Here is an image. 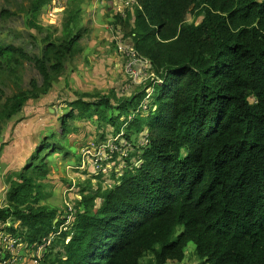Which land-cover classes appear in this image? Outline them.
Here are the masks:
<instances>
[{"label": "trees", "instance_id": "16d2710c", "mask_svg": "<svg viewBox=\"0 0 264 264\" xmlns=\"http://www.w3.org/2000/svg\"><path fill=\"white\" fill-rule=\"evenodd\" d=\"M69 1L64 39L47 40L41 57L0 45V82L25 61L43 79V87L32 80L31 90L8 97L0 117L12 119L47 95L78 53L84 0ZM136 1L111 26L131 42L137 66L150 62L148 81L116 103L110 95L75 99L61 119L62 137L72 132L69 121L95 118L115 138L122 134L128 149L99 157L98 187L91 180L80 190L66 224L68 211L58 219L41 205L35 175L46 164L38 148L0 208V251L14 249L2 257L8 264L24 257L32 264L182 263L189 244L201 264H264V0ZM51 2H32L31 28L41 30L37 16ZM106 142L102 132L97 143ZM44 149L57 152L50 143Z\"/></svg>", "mask_w": 264, "mask_h": 264}, {"label": "rangeland", "instance_id": "374dc122", "mask_svg": "<svg viewBox=\"0 0 264 264\" xmlns=\"http://www.w3.org/2000/svg\"><path fill=\"white\" fill-rule=\"evenodd\" d=\"M33 1L0 0V45H14L22 48L31 57H41L47 40L60 43L64 39L63 31L68 19L70 1L56 0L54 4L52 0L49 5L44 6L37 16L41 30L31 28L28 24L31 18L29 9ZM90 3L91 0H84L82 3L85 9L79 26L82 36L81 51L75 54L72 61L68 59L64 62V71L55 78L50 92L38 100H29L23 111L12 119L0 117V208L7 206L6 194L12 182L17 181L19 174L26 172L24 168L31 162L32 155L38 148L42 149V161L46 164L44 168L46 171L35 175L37 181L43 185V194L46 197L41 205H45L49 210H57L58 219L64 218V211H70L68 205L74 208L79 200L80 190L83 187L87 188L91 180L92 188L98 187L97 181L92 177L96 170L93 166L97 164L98 159L101 160L99 157L101 156L102 160L106 159L100 153L101 148L108 146L113 149L114 143L119 139L121 142H118L117 147L120 146L118 149L123 152L128 149V146L123 144L125 141L121 139L122 134L121 137L115 138L112 128L99 126L95 118L90 121L82 119L69 121L72 132L66 138L61 136V119L70 110L69 102L78 98L95 100L97 95H110L116 97L112 99V102L116 103L121 97H130L141 91V86L149 79L150 62L146 61L142 67L137 64L132 67V61L118 50V46H121V50L124 51L125 42L128 43V40L123 39L122 32L112 30L107 24L101 25V30H97L96 28L99 27L94 25L97 18L92 22L93 16L89 15V11L86 12ZM110 5L113 10L123 9L120 3L119 6H115L114 3ZM96 7L97 3H95ZM111 8H105L103 11L107 14L103 17L105 21H108V18L110 20L109 14H113ZM188 18V22H192V16ZM104 29L106 33L111 34L108 35L109 41L116 42L114 47L103 45L104 52L112 48L117 51V57H114V61H110L111 64L100 61V58L95 62L89 57L94 63L92 67V63L85 58L91 54L100 56L93 51L94 48H90V44L94 40L99 41L100 37L103 39ZM79 30L77 29L76 32L78 33ZM97 50L99 51L98 48ZM117 60L119 66L115 67ZM82 64L86 69L83 68V72L80 71ZM80 75H83V82ZM32 80H35L40 88L43 87L41 75L29 61L24 62L16 76L12 75L10 79L6 77L1 80L0 111L8 97L21 91L31 90ZM147 92L152 93V89ZM146 107L148 103L144 104L143 109ZM113 112L109 111V116L114 114ZM102 132L107 138V142L103 145L97 143ZM44 143L53 144L57 147V152L43 150ZM29 174L32 175V171ZM95 204L97 208L99 202ZM18 226L19 224L16 223V227ZM27 259L26 257L22 260L17 259L14 264H32L31 258L29 261ZM169 264H201V262L195 254V246L189 244L185 251V260L182 263Z\"/></svg>", "mask_w": 264, "mask_h": 264}, {"label": "crops", "instance_id": "0c3cea01", "mask_svg": "<svg viewBox=\"0 0 264 264\" xmlns=\"http://www.w3.org/2000/svg\"><path fill=\"white\" fill-rule=\"evenodd\" d=\"M94 2V3H93ZM95 3H97V7L95 8ZM92 4H93V6H92ZM110 4H112V1H110L109 2V0H91V3L88 5L89 7H87V10H86V12L87 11H89L88 13H89V15H92L93 16V20L91 19V21L93 22L94 21V19H96L97 18V21L96 22H94V25L95 26H97V27H99V28H96V27H94V28H96L97 30H101V25H105V24H107V25H110L111 26V22H112V17H113V14L115 15L116 14V11H115V9L113 10L112 8H111V5ZM105 8H107V9H112L111 10V13H113V14H109V16L111 17L110 18V20H109V18H108V21H105V18H103L104 16H105V14L103 13V11L105 10ZM85 9V7H83V10ZM107 15V14H106ZM100 16V17H99ZM106 30L104 29V32H105ZM110 33L108 32V33H104V37H103V39L100 37L99 38V41H96V40H94L93 42H92V44H90V48H94L93 49V51H96L100 56H97V55H93V54H91V56H87L85 59H86V61H88V62H90V63H92L91 61H90V58L89 57H92V60L93 61H95V62H98L99 60L101 61H104L105 63H107V64H111V62L110 61H114L115 59H114V57H117V51L116 50H113L112 48L110 49V50H108V51H106V52H104V46H107V45H110V46H115V44L112 42H110L109 40V38H108V35H109ZM110 36H111V34H110ZM111 38V37H110ZM81 42V41H80ZM80 42H79V51L78 52H80L81 51V49H80ZM104 45V46H103ZM97 48L99 49V51L97 50ZM78 54V53H77ZM105 54H106V56H105ZM74 58V57H73ZM72 58V59H73ZM98 58H100L99 60H98ZM72 59H70V61H72ZM120 63H122V60H120ZM94 66V63H92V67ZM117 66H119V62H118V60H117V62L115 63V67H117ZM83 68H84V65L82 64V67H80V71L82 70V72H83ZM85 69V68H84ZM86 70V69H85ZM86 72V71H85ZM80 78H81V81L83 82V75H80ZM78 96V95H77ZM27 261H28V259H27Z\"/></svg>", "mask_w": 264, "mask_h": 264}, {"label": "built area", "instance_id": "2783aa9c", "mask_svg": "<svg viewBox=\"0 0 264 264\" xmlns=\"http://www.w3.org/2000/svg\"><path fill=\"white\" fill-rule=\"evenodd\" d=\"M53 3L55 4L56 3V0H53ZM114 3L115 6H119V3L122 5L123 9L120 10L119 8L118 9H115L116 11V14H124L125 11L129 8H134L135 6L139 7V4L136 0H112V4ZM65 4V3H64ZM111 29L112 30H115L113 28V26H111ZM119 33L120 30H115ZM124 47L126 48L124 51L121 50V46H119V51L122 53L123 56H125L127 59H129L130 61H132V67H134V64H137L136 63V60H135V53L133 51V49L127 45V43L125 42V45ZM102 147V146H101ZM108 149V150H107ZM118 148L116 146H114L113 149H110L108 146H104L101 148L100 150V153L101 155H103L105 158L107 157V154L108 152L110 153H114L115 151H117ZM70 212V211H69ZM69 212L66 213L67 215V221H66V224H68L70 222V219H71V216L69 215ZM2 236V235H0ZM3 242H12L10 240H8V237L6 236L4 239H3ZM2 244V242L0 241V245ZM9 253L10 255H14V249H13V246L12 244H10L9 246H7L3 252L0 251V264H8V262L6 261H3L2 257L5 253ZM6 256V255H5ZM15 260L11 263V264H14Z\"/></svg>", "mask_w": 264, "mask_h": 264}, {"label": "clouds", "instance_id": "9594fccd", "mask_svg": "<svg viewBox=\"0 0 264 264\" xmlns=\"http://www.w3.org/2000/svg\"><path fill=\"white\" fill-rule=\"evenodd\" d=\"M126 43H127V42H126ZM127 45L131 47V42H130V41H128ZM139 63H140V62H139Z\"/></svg>", "mask_w": 264, "mask_h": 264}]
</instances>
